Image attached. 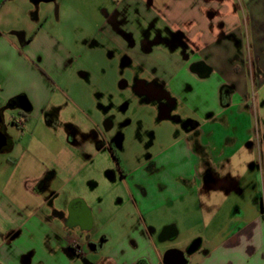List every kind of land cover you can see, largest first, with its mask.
<instances>
[{"label":"crops","instance_id":"obj_1","mask_svg":"<svg viewBox=\"0 0 264 264\" xmlns=\"http://www.w3.org/2000/svg\"><path fill=\"white\" fill-rule=\"evenodd\" d=\"M9 1L0 0V119L7 122L11 112L18 111L13 119H23L24 130L35 122L36 127L57 132L71 146L83 138L84 151L97 160L103 173L127 187L124 168L120 173L112 168V148L100 118L71 96L69 85L81 78L74 73L72 49L43 25L10 28L3 20L7 13L3 5ZM34 1L30 3L35 5ZM88 4L103 15L111 10L119 23L129 11L132 20L151 26L148 33H136L143 43L148 37L156 42L168 37L169 42L178 36L180 43H172L173 55L183 53L184 65L162 70L155 80L193 113L196 123L187 131L182 162L177 164L175 157L159 160L148 173L152 189L159 187L158 194L137 189L132 195L127 189V204L135 212L127 219L135 217V221L116 243L105 235L103 247L91 241L110 219L73 191L72 169L65 170L63 189L48 197L46 189L58 173L23 149L11 159L12 168L0 182V264H163L170 249H161L159 243L176 237L182 224L196 238L187 264H264V0H91ZM125 51L130 62L141 58L147 60L142 65L154 68L155 53L136 46ZM196 63L203 65V74L192 69ZM20 97L29 103L28 113L18 109ZM68 111L72 116L66 120L63 114ZM6 135V150L13 154L15 143L7 130ZM189 137L194 138L198 153ZM165 160H173L168 170ZM168 172L175 176L167 179ZM44 178L47 186L39 190L38 182ZM165 205L174 213V221L166 227L173 228L175 236L163 235L164 227L155 240L152 216ZM180 214L182 224L177 221ZM25 232L36 234L35 239L19 246ZM77 238L91 245L90 253L75 254Z\"/></svg>","mask_w":264,"mask_h":264},{"label":"rangeland","instance_id":"obj_2","mask_svg":"<svg viewBox=\"0 0 264 264\" xmlns=\"http://www.w3.org/2000/svg\"><path fill=\"white\" fill-rule=\"evenodd\" d=\"M90 2L91 0H56L35 6L30 0H26V3L12 0L3 5V10L9 13L3 15V20H8L10 28L15 24L16 29H27L34 24L43 25L70 46L76 62L74 73L81 77L69 85L71 96L76 103L90 112L93 111L100 118L102 131L117 156V159L113 156L112 168L116 172L118 167L124 168L128 186L114 183L103 173L97 160L84 151L87 144L83 138L77 140L76 146H71L68 140L57 132L50 133L40 126L36 127L35 122H32L30 129L24 130L13 123V117H18L15 116L18 111H12L7 117V134L15 143L16 149L13 154H9L7 150L0 153V182L7 178L12 168L11 159L17 158L23 149L38 157L54 173H58L55 182L46 189L48 197L54 191L63 189V180L67 177L64 175L65 170L67 172L72 169L74 176L70 185L73 191L89 201L94 208L102 209L106 218L110 219L91 241L94 246L103 247L102 239L105 235L110 234L112 244L116 243L126 235L135 221V217L127 219L128 213L134 211L133 207L127 204V189L132 195L137 189L143 194L154 195V191L158 194L159 187L152 189L148 173L159 160L175 157L177 164L182 162L187 131L193 128V122H196L193 113L173 98V102L169 104L168 117L159 119V102L136 90L138 79H158L162 76V70L181 68L186 61L183 53L173 55L175 51L167 41L168 37L158 42L149 37L146 38L149 41H140L136 33H148L152 27L143 25L139 19L132 20V13L129 11L127 16L125 15L127 21L125 17V20L119 23L112 16L111 10H108L105 15H108L110 20L106 22L107 17L102 14V10L89 9ZM135 46L140 51L143 49L149 51L148 53H155L151 58L154 62L153 69L141 64L147 62L145 59L126 61L125 48ZM69 111L71 112L70 109ZM69 111L63 114L66 120L72 116ZM72 114L75 115V112ZM109 123L111 128H107ZM189 140L198 153L194 138L189 137ZM173 160H165L166 170L172 167ZM61 168L64 169L63 172ZM168 173L167 179H170L174 174ZM165 197H168V193ZM173 214L172 208L167 205L154 213L152 221L156 227L155 240L159 239L162 229L174 221ZM177 221L181 224L184 222L182 214ZM29 224L31 225V222ZM178 231L176 237L159 243L161 249L181 250L192 246L196 238L187 232L183 224ZM35 235L30 232L23 233L18 239L19 246L33 242ZM77 241L84 248L83 253H90L91 246L86 245L85 240L77 238ZM100 254H103L102 250Z\"/></svg>","mask_w":264,"mask_h":264},{"label":"flooded vegetation","instance_id":"obj_3","mask_svg":"<svg viewBox=\"0 0 264 264\" xmlns=\"http://www.w3.org/2000/svg\"><path fill=\"white\" fill-rule=\"evenodd\" d=\"M178 36H173L172 39L169 41L170 44H172L173 42L180 43V41L177 38ZM125 57H126V61L128 62L129 60V56L125 53ZM199 64L200 63H196L192 66V69L194 71H196L198 73L199 69L200 70H204L203 65L201 66V68H199ZM136 90L139 93L145 94L146 96H148L149 98L153 99V100H157L159 102V105L161 107V113H160V117L163 116H168L170 113V107L169 104L171 102H173L172 96L170 95V93L164 89V86L158 82L155 79L149 80V81H143V80H137V87ZM1 112V110H0ZM14 123V122H13ZM6 130H7V122L3 119H0V131H2L5 135H6ZM7 137V135H6ZM9 143V138L7 137V145ZM112 148V155L114 156L115 159H117L116 153H115V149L113 146H111ZM7 149V146L4 147L1 152L5 151ZM118 171L120 173L121 171V167H118ZM122 177V174H121ZM48 183V179L44 178L43 180L38 182V188L39 190H43L46 188ZM78 247H80V245L76 244ZM91 246V245H90ZM194 246H191L190 248H186L181 250L182 252L185 253V258L188 261V253H191V251L193 250ZM81 248V247H80ZM75 252V249H74ZM188 252V253H187ZM76 254V253H75ZM83 254L82 249H81V254H79L78 256H81ZM77 255V254H76Z\"/></svg>","mask_w":264,"mask_h":264},{"label":"water","instance_id":"obj_4","mask_svg":"<svg viewBox=\"0 0 264 264\" xmlns=\"http://www.w3.org/2000/svg\"><path fill=\"white\" fill-rule=\"evenodd\" d=\"M54 1L56 0H35L33 3L37 5L39 3H49ZM201 66L202 65L199 64V68H201ZM204 72L205 69L204 70L199 69L198 71L199 74H203ZM17 104H18L17 106L18 109L21 110L22 112L28 113L30 111V105L25 98L23 97L18 98ZM6 146H7V137L2 131H0V153L1 150ZM162 234L168 235V238H172L175 236V231L171 227H166L163 229ZM190 254L191 253H188L187 255L189 256ZM163 264H187L185 253L182 252L181 250L170 249L166 251L163 255Z\"/></svg>","mask_w":264,"mask_h":264},{"label":"built area","instance_id":"obj_5","mask_svg":"<svg viewBox=\"0 0 264 264\" xmlns=\"http://www.w3.org/2000/svg\"><path fill=\"white\" fill-rule=\"evenodd\" d=\"M13 122H14V124H16L18 127H23V123H24V121H23V119H13ZM73 248L75 249V253L77 254V255H79V254H81V248L80 247H78L76 244H73Z\"/></svg>","mask_w":264,"mask_h":264}]
</instances>
